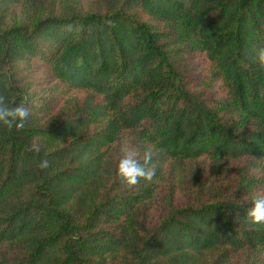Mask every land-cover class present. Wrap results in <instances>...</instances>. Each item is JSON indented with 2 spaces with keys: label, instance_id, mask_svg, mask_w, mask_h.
<instances>
[{
  "label": "trees",
  "instance_id": "1",
  "mask_svg": "<svg viewBox=\"0 0 264 264\" xmlns=\"http://www.w3.org/2000/svg\"><path fill=\"white\" fill-rule=\"evenodd\" d=\"M260 48L264 0H0V264H264Z\"/></svg>",
  "mask_w": 264,
  "mask_h": 264
},
{
  "label": "clouds",
  "instance_id": "2",
  "mask_svg": "<svg viewBox=\"0 0 264 264\" xmlns=\"http://www.w3.org/2000/svg\"><path fill=\"white\" fill-rule=\"evenodd\" d=\"M255 60L260 66L264 67V48H260L256 51ZM29 115L30 111L24 105L21 104L9 107L5 102V97L0 95V123L6 128L9 130L13 127L18 130L22 129ZM29 150L38 153L40 148L38 144L33 143ZM152 156L153 153L149 150L145 151L143 156L138 159V152L136 150H123V155L117 164V176L129 187L137 185L141 179L151 181L155 176ZM39 167H48V161L42 160ZM245 199H247V197H245ZM246 216L252 224L264 223V195H257L252 198L251 207L247 209Z\"/></svg>",
  "mask_w": 264,
  "mask_h": 264
},
{
  "label": "rangeland",
  "instance_id": "3",
  "mask_svg": "<svg viewBox=\"0 0 264 264\" xmlns=\"http://www.w3.org/2000/svg\"><path fill=\"white\" fill-rule=\"evenodd\" d=\"M39 66H41L40 64L36 63V67L38 68L37 71L34 74V77L32 79L33 82V86H32V91H37L38 93L42 92V86L41 85H37L39 84V82H42L44 80L43 77H47L48 79L51 77L48 70H46L47 68H44L43 72L44 74L42 75L40 70H42L43 68H40ZM53 79H50V81Z\"/></svg>",
  "mask_w": 264,
  "mask_h": 264
}]
</instances>
